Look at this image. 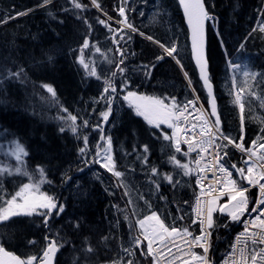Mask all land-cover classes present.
Instances as JSON below:
<instances>
[{
	"label": "trees",
	"instance_id": "trees-1",
	"mask_svg": "<svg viewBox=\"0 0 264 264\" xmlns=\"http://www.w3.org/2000/svg\"><path fill=\"white\" fill-rule=\"evenodd\" d=\"M205 1L209 11L216 16V30L208 22V56L215 75L223 127L226 133L239 140V114L227 95L230 85L225 84V48L234 62L247 65L251 71L264 73V34L259 31L253 33V29L262 22L260 17L264 12V0ZM41 2L43 0H0V20L9 16L16 17L0 24V72L4 77L7 70L15 72L19 68L24 69V75L20 79L7 77L0 82V129H8L14 134L8 135L7 140L18 137L26 146L29 155L25 158V167L29 172H33L37 165L45 168L48 182L41 184L40 190L58 197L61 203L66 204L65 212L60 217H53L51 221V232L58 233L68 241L60 249L56 264H112L114 260L124 256L121 246H130V235H136L138 229L129 227L130 222L135 224L136 217L131 216L132 209L127 206L128 197L124 196V188L117 186V178L99 164L90 163L86 167L83 163L84 159H93L100 139V131L94 130L92 126L101 124L100 113L105 104L103 101L93 103V100L99 97L104 85L103 79L87 77L77 62L85 37L89 38L90 44L97 45L100 49L105 48L106 56L113 59L114 52L108 51L114 48L111 34L107 28L97 23V18H106L89 0H80L87 11L72 9L69 0H53L48 6L34 8ZM98 2L105 13L120 18L116 11L120 0ZM135 4L137 0H130L128 8ZM29 9L33 11L28 12ZM25 11L28 12L27 15H16ZM50 12L53 13L52 16L49 15ZM158 12L157 24H149L145 14L142 16L135 12L134 17L127 10V15L137 29L154 39L168 46L172 43L179 45L177 58L198 93L205 99L189 57L186 30L177 1L161 0ZM84 19L92 25L91 32ZM110 23L112 27L118 26ZM217 31L219 36L216 35ZM131 36V41L126 45L130 53L126 61L131 81L128 90L161 98L174 96L181 103L190 97L186 81L170 57L158 62L151 76H146L143 70H133L140 65L151 66L156 57L162 54V50L136 33ZM100 37L103 39L99 40ZM220 39H223L225 48H221ZM241 44L245 47L242 52H238ZM71 49L73 50L69 51ZM97 56L103 57L95 53L94 48L86 49L83 53L85 62L94 63L101 77L110 76L115 71L114 64L104 66ZM121 79L119 75L115 78L118 88ZM42 84H49L55 89V101L41 87ZM258 91L264 92V85ZM125 94L120 92L113 106V112L118 115V124L111 125L117 165L120 169L130 170L126 178L132 194L137 197L134 194L137 191L139 196L143 195L152 205V210L157 211L166 223L172 224L173 218H176V226L190 225L191 214L188 208L195 193L194 176L186 177L181 170L178 175H174V167L167 160L175 154L181 163H186L193 156L183 157L168 151L169 147L156 139L154 130L143 117L136 116L128 102L123 100ZM61 106L73 115H78L81 118L78 120L79 124L84 119L89 120L90 127L80 128V140L70 131L60 133L59 129L64 124L57 117L67 115L61 112ZM263 115L264 109L260 107L258 100H253L246 108L245 146H249L264 127V123H261ZM85 135L89 137V151L82 158L78 156V149L83 146L82 137ZM3 142L4 138L0 137V160L5 159ZM144 144L150 146L151 155L149 154L147 166L137 160V154L142 153V148L138 147L137 153L132 157L133 145ZM239 159V151L230 148L227 165L235 163L242 167ZM5 162L15 166L14 159H7ZM152 166L157 167L161 174L171 173L181 183L173 188L167 181L157 178L161 187L156 191L149 181ZM97 175L100 179L96 178ZM66 176L71 177L68 183L63 182ZM34 180L39 181L38 173L34 175ZM28 182V178L24 176L0 177V195L10 198L22 183ZM135 203L140 215L149 213L143 200L139 199ZM125 214L130 216V221L124 219ZM181 215H184V220H179ZM77 221L81 225L79 229L74 227ZM235 228L233 223H229L227 228L219 227L214 230L210 252L214 264L228 248L230 232ZM46 234L48 229L43 226L39 216L16 217L0 224V242L21 256L39 254L45 245ZM104 236L109 239L100 243ZM85 237L96 248V252L88 257L81 251ZM30 240L37 243L30 245ZM128 259L135 260L136 264H151V257L141 256L139 250L134 257L124 256L125 264Z\"/></svg>",
	"mask_w": 264,
	"mask_h": 264
},
{
	"label": "snow or ice",
	"instance_id": "snow-or-ice-1",
	"mask_svg": "<svg viewBox=\"0 0 264 264\" xmlns=\"http://www.w3.org/2000/svg\"><path fill=\"white\" fill-rule=\"evenodd\" d=\"M130 0H120L116 8L120 19L111 26L112 17L104 13L106 19L97 18V23L108 29L114 52V58L109 59L97 45L90 44L89 38H84L81 45V56L77 57V62L84 69L87 77H94L97 80L103 79V90L99 97L93 100V103L105 104V111L100 113L104 123L109 122L113 114L115 99L120 92H125L123 100L128 102L134 110L135 115L143 117L144 121L154 130L153 135L162 137L163 141L169 143L174 148L176 154L183 157H191L195 154V159H189L186 163H181L180 159L173 154L168 157L167 163L174 168L180 169L184 176H195L196 185L200 191L195 197V203L192 207L191 225L177 227L176 218H173L171 225L165 222L157 211L152 210V205L140 195L138 199L143 200L147 206L149 214L140 218L137 212L135 200L123 182L124 173L117 170V162L114 158L112 137L106 135L101 124L92 126L94 130L100 131V139L96 144V151L93 159L89 161L84 159L83 163L87 167L90 163L99 164L101 168L111 173L117 178L118 187L125 189L124 196L128 197L127 206L132 209L131 216L136 217L135 224L129 223L130 229H138L136 235H130L129 247L121 246L124 256L134 257L137 250L144 257H151V264H214L210 255L212 250L211 236L212 231L218 227L214 219V214H226L229 223H238L243 225V230L237 234L235 241L230 246V251L225 255L223 264H264V127L260 129L257 139L251 141L249 146L245 140L246 108L253 100H258L260 107L264 108V92L258 91L261 85H264V73L251 71L247 65L236 63L227 52L223 39H220L221 48H225V84L228 87L227 95L231 98V104L238 110L240 120L239 140L226 133L223 127L221 112L218 107V97L216 95L215 75L213 73L211 59L206 51V24L211 22L215 27L216 17L209 11L205 0H179L183 8L184 17L188 25V39L191 44V57L195 62L199 74V83L201 89L206 93L207 108L200 103L201 97L195 95L197 90L192 88V80L185 71V78L188 85L192 88L193 99H187L183 103L176 97H155L140 94L137 91H129L131 81L128 78L129 69L126 61L129 51L126 45L131 41V34L139 32L127 15V5ZM52 3V0H43L39 7H45ZM72 9L87 11V7L80 0H69ZM91 5L103 12L98 0H91ZM69 9H65L68 11ZM33 11L29 9L28 12ZM135 11V8L132 9ZM28 12L17 13V16L27 15ZM50 16L53 13H49ZM143 16L144 13L142 12ZM16 17L9 16L5 20H0V24L7 23L10 19ZM81 18V17H78ZM260 22L253 33L259 31L264 34V12H262ZM84 23L88 25L89 32L92 31V25L87 19ZM219 36V31L216 32ZM252 33L249 34L251 36ZM146 39L153 41L162 50V54L156 57V61L151 65H140L134 71L143 70L146 76H151L156 64L166 57L176 59L178 56L179 45L172 43L171 46L155 40L152 36ZM247 39V38H246ZM245 45L241 44L238 52H242ZM94 48L95 53H99L108 64H114L115 71L110 76L101 77L97 71V66L91 62H85L83 53L86 49ZM134 55V53H132ZM51 59V57L49 58ZM176 63L183 71V64L179 59ZM24 75V69L19 68L13 72L7 70L8 78L20 79ZM122 77L119 82V88L115 78ZM242 78V79H241ZM3 80V74L0 72V82ZM241 84L243 86H241ZM41 87L46 90L53 101L56 100V91L49 84H42ZM168 101V102H166ZM198 105H200L198 107ZM61 112L67 113L66 116H58L64 124L59 129L63 134L70 131L77 140L81 139L80 128L90 127V122L84 119L82 124L78 123L81 119L78 115L68 112L67 108L61 106ZM260 119V118H258ZM264 123V119H261ZM162 126L171 129V134ZM159 129V132L155 130ZM8 135H14L8 129H0V137L4 138L5 159L0 160V177L24 176L29 182L22 183L14 195H0V224L10 222L16 217L39 216L42 219L43 226L48 229V234L44 236L45 245L39 254L28 255L26 258L15 255L5 250L0 244V264H54L55 257L64 243H68L59 234L51 232V221L53 217H60L66 210V204L61 203L58 197L49 195L40 190L41 184L46 181L45 168L37 165L33 172H29L25 167V158L29 155L26 146L20 142L17 137L7 140ZM83 146L78 149V156L85 157L89 151V137H82ZM182 145L187 146V151L182 152ZM142 148V153L137 154V160L147 166L149 162L150 146L144 144L141 146L133 145V153H137V148ZM235 148L244 154L242 167L235 163L226 166L229 157V149ZM14 159L15 166L6 163L5 160ZM83 171V169H78ZM39 174V181L34 180V175ZM211 174V178L209 177ZM234 174L238 179L234 178ZM97 179L100 177L97 175ZM157 178L167 181L173 188L181 182L174 179L171 173L161 174L157 167L150 169L149 181L159 191L161 185ZM71 180L70 176L63 179L64 183ZM246 182V185L244 184ZM50 183V182H49ZM250 188H258L259 192L255 198V203L251 204L248 192ZM107 191V189H106ZM164 199L165 197H160ZM224 202H221V200ZM185 203H188L185 201ZM251 204V206H250ZM247 216L246 219H242ZM124 219L130 221V216L125 214ZM179 220H184V215L179 216ZM199 226V234L190 230L191 226ZM77 221L74 224L76 229L80 228ZM227 228L228 223L222 225ZM109 237H101L100 243H104ZM179 240V242H177ZM63 241V243H61ZM146 242V251L145 249ZM37 242L30 240L29 244L34 245ZM81 251L85 257L96 252V248L91 244L88 237L82 241ZM195 249H201L197 252ZM124 256L119 260H114L112 264H125ZM126 264H136L133 259H128Z\"/></svg>",
	"mask_w": 264,
	"mask_h": 264
},
{
	"label": "rangeland",
	"instance_id": "rangeland-1",
	"mask_svg": "<svg viewBox=\"0 0 264 264\" xmlns=\"http://www.w3.org/2000/svg\"><path fill=\"white\" fill-rule=\"evenodd\" d=\"M160 3H161V0H137V4L129 6V8H128V5H127V9L130 12H132V15L134 17H135V12L140 13V14L143 12L145 14V17H148V23L149 24L150 23L157 24L158 23V19L157 18L159 16L158 10L160 8ZM133 8H135V11H132ZM153 44L156 45L155 43H153ZM99 61L104 63V66H108V63L104 59V57H100ZM182 75L185 78L184 72H182ZM261 119H264V115L261 116ZM109 121L111 123H113L114 126H116L118 124V115H117L116 112H113V114L109 118ZM105 134L106 135H110L109 131H107ZM164 144L168 145L169 143L168 142H164ZM133 156H134V153H132V157ZM117 170L124 173L123 182H124V184L127 186L128 190H129V184H128L129 182H128L127 178H126V176H128L127 174H129L128 169H125V170L120 169L118 167V165H117ZM177 173L179 174V172H177ZM130 193H131V197L134 199V197H133L134 195L132 194V191ZM134 194L137 195V192L135 191ZM221 202H224V200L222 199ZM136 210L138 212V205H137V209ZM140 218H142V217H140Z\"/></svg>",
	"mask_w": 264,
	"mask_h": 264
},
{
	"label": "water",
	"instance_id": "water-1",
	"mask_svg": "<svg viewBox=\"0 0 264 264\" xmlns=\"http://www.w3.org/2000/svg\"><path fill=\"white\" fill-rule=\"evenodd\" d=\"M178 2H179V0H178ZM180 8H181V11H182V16H183V21H184V24H185V26H186V28H187V31H188V25H187V21H186V19H185V17H184V12H183V8L180 6ZM188 35H189V32H188ZM189 43H190V40H189ZM206 51H207V24H206ZM190 53H191V44H190ZM191 59H192V57H191ZM192 61H193V64L195 65V62H194V60L192 59ZM195 67H196V65H195ZM197 69V68H196ZM197 73H198V70H197ZM198 76H199V74H198ZM6 251H8L7 249H5ZM8 252H10V251H8ZM15 255H18V254H15ZM19 256V255H18ZM54 264H55V260H54Z\"/></svg>",
	"mask_w": 264,
	"mask_h": 264
},
{
	"label": "built area",
	"instance_id": "built-area-1",
	"mask_svg": "<svg viewBox=\"0 0 264 264\" xmlns=\"http://www.w3.org/2000/svg\"><path fill=\"white\" fill-rule=\"evenodd\" d=\"M209 177L211 178V174H209Z\"/></svg>",
	"mask_w": 264,
	"mask_h": 264
}]
</instances>
